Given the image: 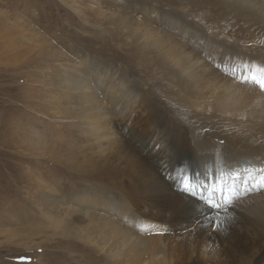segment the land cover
I'll use <instances>...</instances> for the list:
<instances>
[{"label": "rangeland", "instance_id": "obj_1", "mask_svg": "<svg viewBox=\"0 0 264 264\" xmlns=\"http://www.w3.org/2000/svg\"><path fill=\"white\" fill-rule=\"evenodd\" d=\"M191 5L190 0H0V264H87L79 247L81 198L99 197L101 192L104 200L123 201L131 212L148 210L153 215L148 220L163 225V234L167 229L162 223L168 221L174 241L166 254L170 264H247L253 254L264 253L262 233L257 238L242 230L236 235L226 223L200 231L195 223L183 224L182 211L178 214L173 206L175 198L163 195L164 188L154 183L137 155L108 140L105 151H96L84 130L81 108L86 107L75 101L78 92L67 90V84L77 86L82 80L98 89L99 97L107 93L96 108H114L112 98L122 88L132 100L130 108H145L164 120L162 133L176 134V126L183 131L189 126L188 114L180 115L178 108H193L183 101L189 87L182 90V78L134 36V28L145 27L147 19L150 26L162 19L183 23L178 14L191 15ZM199 7L197 15L205 12L209 19L194 16L195 27H188L192 33L207 39L215 18L222 19L218 27L234 21L238 27L224 29L226 39L245 44L253 53L263 50L260 23L258 28L239 25L238 16L232 18L220 7ZM190 126L195 131L196 120ZM146 130L136 133L146 139ZM108 133H115L113 127ZM172 140L180 142L179 137ZM50 220L69 221L78 230L62 237L47 227ZM32 224L46 225L45 232H37ZM222 236L230 243H222ZM236 236L247 246L242 248ZM240 251L247 253L237 259Z\"/></svg>", "mask_w": 264, "mask_h": 264}, {"label": "bare ground", "instance_id": "obj_2", "mask_svg": "<svg viewBox=\"0 0 264 264\" xmlns=\"http://www.w3.org/2000/svg\"><path fill=\"white\" fill-rule=\"evenodd\" d=\"M190 1L192 5L189 13L192 14H178L183 23L162 19L161 23L157 21L150 26L147 23L150 20L147 19L145 27L134 28V36L152 47L161 55L165 65L178 78H182V90L189 87L183 101L189 102L193 108H178L180 115L186 112L188 114L189 126H183V131H179L176 126L173 130L176 134H170V131L162 133L161 130L165 128L164 120L158 119L145 108H130L132 100L122 88H117L119 94L112 98L114 108H96L108 97L107 93L102 98L99 97L98 89L86 82L82 83V80L77 86L67 84V90L70 94L78 92L75 101L86 107L81 108L84 113L82 119L87 121L84 123V130L96 151H105L109 145L106 146L104 141L108 140L109 143L117 141L131 150L133 155H137L152 172L154 183L164 188L163 195L175 198L173 206L176 211L179 210L178 214L182 213L180 216L185 219L181 220L183 224L188 221L195 223L200 231L208 227L217 230L226 223L235 228L236 235H240L242 230L248 235L259 237L261 233L264 234V187L254 188L253 181L264 174L261 171L264 169V89L252 82L251 76L259 78L264 69V48L253 53L246 49L245 44L228 41L224 29H236L238 25L234 21L225 20L226 24L218 27L222 19L215 18L214 22L208 24L207 39H201V35L192 33L188 27H195L194 16L202 21L209 19L205 12L201 16L196 13L199 6L204 5L220 7L232 18L234 15L238 16L239 25L247 23L259 26L260 23L264 30V23L260 22L261 17L258 16L263 14L264 17V0ZM218 42L223 45L217 44ZM244 76L249 78L246 84L240 81ZM92 78L95 83L98 81L96 77ZM86 80L89 81V78ZM247 84H253L255 88ZM108 88L114 90L115 86L109 83ZM191 96L193 101L190 100ZM195 120L197 127L193 131L190 125ZM170 121L171 119L166 120L167 123ZM110 127H113L114 134L108 133ZM139 128L150 131L146 139L142 137V133H136ZM103 131L109 134V138ZM157 131L161 134H156ZM173 136L179 137L180 142H174ZM182 146L187 149L183 151ZM217 176L228 188H235L237 193L230 204L220 209L208 206L201 199L202 182L211 181ZM186 180L192 185L194 192L184 191ZM100 194L95 198H81V209L84 210L80 209L82 218L79 247L84 261L87 264H170L166 254L174 241L171 240L172 230L168 221L162 223L167 229L163 234V225L148 220L153 216L148 210L141 211L142 213L131 212L123 201H112L105 196L109 199L107 201ZM223 195L218 194L215 199L222 203ZM174 220L181 224L180 219ZM252 224L256 229H249ZM31 226L41 234L46 230V225ZM47 227L59 230L62 237L72 236L78 230L76 225L64 220H50ZM219 231L221 234L222 230ZM236 238L242 248L244 244L247 246L245 240L242 242L239 236ZM228 241L230 243L227 237H221L222 243L226 244ZM254 242L255 240L252 243ZM243 253L247 252L240 251L236 258L240 259ZM247 264H264V253L253 254Z\"/></svg>", "mask_w": 264, "mask_h": 264}, {"label": "snow or ice", "instance_id": "obj_3", "mask_svg": "<svg viewBox=\"0 0 264 264\" xmlns=\"http://www.w3.org/2000/svg\"><path fill=\"white\" fill-rule=\"evenodd\" d=\"M251 81L254 83L259 84V86L264 89V69L261 70V75L259 78H257L256 75L251 76ZM242 82H249L248 76H244ZM262 173H264V169L261 170ZM197 181L199 182V178H197ZM245 184H247V181H245ZM203 190L201 192V199L205 200V202L208 204V206L214 208V209H220L222 206H225L227 204H230L232 200L236 197V189L235 188H228L222 179L217 176L211 181H203ZM253 187L254 188H260L264 187V174H261L259 179L253 181ZM184 191L188 192H194V189L192 185L186 180ZM207 193L206 195L204 193ZM224 194L222 196V203L218 202L215 197L218 194ZM143 230V229H142Z\"/></svg>", "mask_w": 264, "mask_h": 264}]
</instances>
